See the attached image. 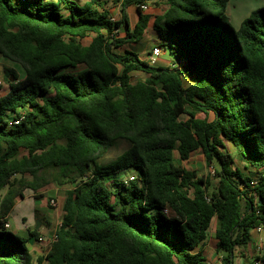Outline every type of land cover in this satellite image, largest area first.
<instances>
[{
    "label": "trees",
    "instance_id": "obj_1",
    "mask_svg": "<svg viewBox=\"0 0 264 264\" xmlns=\"http://www.w3.org/2000/svg\"><path fill=\"white\" fill-rule=\"evenodd\" d=\"M144 1L122 0L113 20L105 0H0V56L25 71H3L0 264H33L29 237L5 223L24 189L40 199L52 182L70 188L39 264H212L200 249L213 222L221 261L234 264L264 230V6L236 29L230 0H161L153 29L182 61L165 66L125 46L148 27ZM120 140L129 147L104 161ZM199 149L213 177L183 166Z\"/></svg>",
    "mask_w": 264,
    "mask_h": 264
},
{
    "label": "rangeland",
    "instance_id": "obj_2",
    "mask_svg": "<svg viewBox=\"0 0 264 264\" xmlns=\"http://www.w3.org/2000/svg\"><path fill=\"white\" fill-rule=\"evenodd\" d=\"M77 2H79V1H77ZM79 3H81V2H79ZM118 4H119V2H117V0H113L114 6H116ZM263 6H264V0H230V2L228 4V9H227V15L229 17V21L232 23V25L236 29H239L241 22L247 16H249V14L251 13L252 10H254L256 8L263 7ZM90 40H91V38H86L83 40V43L88 44L90 42ZM152 48H153L152 46L146 47L145 49L143 47L144 50L143 49L140 50V57L142 59H146V57L148 56V53L150 51H152ZM161 57L164 59H169V60H175L176 59V57L173 54H171L168 49H163V53L161 54ZM176 63L178 64V66H180L182 62H179V60H178V61H176ZM9 66L17 70L20 78H24L25 71L19 63L14 62V61L8 59L7 57L0 56V72L3 73V70H4L3 68L9 67ZM145 76L146 75L143 72H135V73H133V80L136 81L138 79H144ZM4 83L6 86L7 83L3 79H1L0 86L4 85ZM198 116L203 118V117H205V114L200 113V114H198ZM212 118H213V116L210 115L209 119L211 120ZM128 147H129V143L127 141H125V140L118 141V143L115 146L111 147L108 150V152L104 156L103 160L108 161L112 158H115L118 154L123 152ZM236 149L237 148L235 146H233L231 143H227V150L230 151L232 154H234L236 163L240 167H242V169L247 174L253 173V171L246 170L243 168L244 162L239 157ZM182 164L187 169L198 171L200 175H208V176H212V177L214 175V172L212 171L213 169L206 164L205 156H204L201 149L192 152L190 158L183 161ZM123 175L124 174H122V176ZM253 175H254V173H253ZM26 178L30 179L31 176L26 175ZM67 188H70V184L61 187V186L56 185L53 182L49 183V184L43 186L42 188H40L39 193H42L44 195L41 199H35L34 197H31L30 194H32V191L28 188L24 189V194H25L24 198H21V197L17 198V200H20V199H23V200L16 202L14 208L12 209V211L9 214V220L12 223L11 230L21 237L28 238L30 231L36 229L37 220L40 221V227H41L42 219L40 218L41 213L38 211L39 205L41 203L48 205L50 203L51 199H55L57 201V199H60V196H62L63 190H66ZM57 203H58V201H57ZM57 206H58V204H57ZM57 206H53V207L57 208ZM35 214H37L38 217L35 216ZM22 216H26L28 218V220H29L28 225H25V223H24L25 221H24V219H22ZM61 218H62V215H61V213H59L58 217L55 220L60 221ZM213 225H214V222H213ZM54 233H55V231L52 230L50 235L46 236V238L44 236V241H42V243H44L45 249H47L49 247V245H50V243L54 237ZM30 241L31 242H29V243H34L35 238L32 237L30 239ZM258 243L259 244L261 243V246L260 247L258 246L261 249L259 250L257 248V250H255V252H254L255 257H256V255L259 254V252L262 249H264L263 234L261 235V238L259 239ZM246 249H247V247H246ZM220 252L224 253L221 250H220ZM43 254H45V253H43ZM241 256L242 255L238 254V257H241Z\"/></svg>",
    "mask_w": 264,
    "mask_h": 264
},
{
    "label": "crops",
    "instance_id": "obj_3",
    "mask_svg": "<svg viewBox=\"0 0 264 264\" xmlns=\"http://www.w3.org/2000/svg\"><path fill=\"white\" fill-rule=\"evenodd\" d=\"M105 1H106L105 6L109 9L111 16H112V19L113 20L120 19L122 0H117V2H119V4L116 6L113 5V0H105ZM147 4L149 5V9L147 11H143V13L149 14L150 19H149V24H148V27L145 31L144 36L141 38V40L139 42H136V43L135 42L134 43L129 42L125 45L129 49H133V50L137 51L139 53V55H140V50H142L143 47H144V49L146 47H150V46H152L153 48L156 46L160 47L159 44L161 43V40H160L158 33L153 29V21L158 15H162L167 8V6L161 0H148ZM126 13L128 15L130 27L133 28L139 19V15H138L136 6L135 5L127 6L126 7ZM118 31H119L121 36L124 35V33H125L124 28H120ZM160 49H161L160 56L157 58L156 63H153V64L167 66V65H171L172 62H174L175 60L176 61L179 60V59L169 60V59L162 58L161 54L163 53V48L160 47ZM151 52L152 51H150L148 53V56L146 57L145 60H149V55ZM179 62H182V61L179 60ZM3 73L0 72V82H1V79L4 80V74ZM7 92H8V87H7V85L5 86V83H4V85L0 86V97L7 94ZM65 191L66 190H63L62 196H60V199H57V201H58L57 208L50 206L49 204L46 205L44 203H41L39 205L38 211L41 213L40 218L42 219L41 227L39 229V236L40 237L43 236V238H44V236H45V238H46V236L51 234L52 230H54L56 232L57 228L60 226L61 220L56 221L55 219L58 217L59 213H61V215L63 213L62 207H63V203L65 200ZM30 195H31V197H33V192ZM21 200H23V199L17 200V202H19ZM22 219H24L25 225L29 224V220L26 216H22ZM8 222L11 225V227H10V229H11L12 223L10 222L9 218H8ZM214 232H215V222H214V225H212V227L210 228L208 237L206 238V240H204L203 244L201 245L200 250L206 256L209 263L217 264L219 262H222L221 258L224 255V253H221L218 250L217 240L214 236ZM262 234L264 237V231L258 232L256 229L251 231V236H250L248 243L245 246H241V247H238L236 249V251H235V263L234 264H252V261L255 258L254 252H255V250H257V248L259 249V247L261 246V243L259 244L258 242H259V239L261 238ZM54 236H55V233H54ZM32 237L33 236H31L29 234V242H31L30 239ZM29 242H28V246H29V249H30L32 256H33V264H39L37 259L39 257L43 256L44 255L43 253H45V250H46L44 243L40 242L39 240H36V238H35L34 243H29ZM246 247H247V249H246ZM238 254H240L242 256L238 257ZM41 264H47V262L44 260V261H42Z\"/></svg>",
    "mask_w": 264,
    "mask_h": 264
},
{
    "label": "built area",
    "instance_id": "obj_4",
    "mask_svg": "<svg viewBox=\"0 0 264 264\" xmlns=\"http://www.w3.org/2000/svg\"><path fill=\"white\" fill-rule=\"evenodd\" d=\"M147 1L148 0H145L143 3H141V5H140V7H141V9H142V11H147L148 9H149V5L147 4ZM160 53H161V49H160V47H158V46H156V47H154L153 49H152V52L150 53V55H149V61L153 64V63H156V61H157V58L160 56ZM176 65H178L177 63H172L170 66H176ZM19 121H20V118H13V119H11L10 120V125H16V124H18L19 123ZM213 170V172H214V168L212 167V166H210ZM136 179V175L134 174V173H130V174H128L127 175V177L125 178V182L126 183H128L129 181H132V180H135ZM51 203V204H50ZM50 205L51 206H57V201L55 200V199H51V201H50ZM165 211L168 213L169 212V209L168 208H166L165 209ZM5 226H6V228H8V229H10V227H11V225H10V223L9 222H6L5 223ZM256 230L258 231V232H263L264 230H263V227L262 226H259V227H257L256 228ZM55 239V237H53V239L52 240H54ZM40 242H42V241H44V238L43 237H39V239H38ZM261 248H259V250H260ZM260 253V252H259ZM217 264H223L222 262H219V263H217ZM254 264H260V261L259 260H254Z\"/></svg>",
    "mask_w": 264,
    "mask_h": 264
},
{
    "label": "water",
    "instance_id": "obj_5",
    "mask_svg": "<svg viewBox=\"0 0 264 264\" xmlns=\"http://www.w3.org/2000/svg\"><path fill=\"white\" fill-rule=\"evenodd\" d=\"M40 228V221L37 220V223H36V229H39Z\"/></svg>",
    "mask_w": 264,
    "mask_h": 264
}]
</instances>
